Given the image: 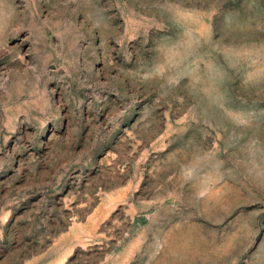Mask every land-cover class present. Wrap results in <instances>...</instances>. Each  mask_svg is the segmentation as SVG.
<instances>
[{
    "label": "rangeland",
    "instance_id": "obj_1",
    "mask_svg": "<svg viewBox=\"0 0 264 264\" xmlns=\"http://www.w3.org/2000/svg\"><path fill=\"white\" fill-rule=\"evenodd\" d=\"M0 264H264V0H0Z\"/></svg>",
    "mask_w": 264,
    "mask_h": 264
}]
</instances>
